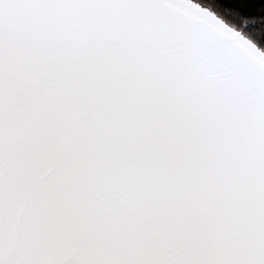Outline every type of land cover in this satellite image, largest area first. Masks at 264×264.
I'll return each instance as SVG.
<instances>
[{
    "label": "snow or ice",
    "instance_id": "obj_1",
    "mask_svg": "<svg viewBox=\"0 0 264 264\" xmlns=\"http://www.w3.org/2000/svg\"><path fill=\"white\" fill-rule=\"evenodd\" d=\"M0 264H264V0H0Z\"/></svg>",
    "mask_w": 264,
    "mask_h": 264
}]
</instances>
